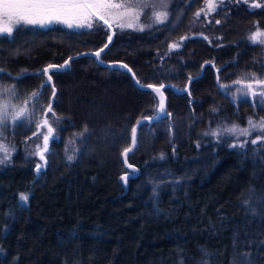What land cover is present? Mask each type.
<instances>
[{
	"label": "trees",
	"instance_id": "16d2710c",
	"mask_svg": "<svg viewBox=\"0 0 264 264\" xmlns=\"http://www.w3.org/2000/svg\"><path fill=\"white\" fill-rule=\"evenodd\" d=\"M200 1L184 9L166 41L188 29ZM216 14L222 25L251 21L264 25V8L250 11L243 3H230ZM55 43L69 55L95 47L73 34L41 31L13 52L24 54ZM161 45L120 43L106 48L104 55L122 51L144 58V50L153 56ZM8 55L0 50V56ZM73 61L89 70L104 68L90 55ZM242 61L238 69L264 76V49L247 48ZM238 72L232 70L230 78ZM249 117L256 121L264 117V106L241 99L234 109L225 98L211 96L198 119L189 124L181 117L173 120L177 141L173 157L161 124L155 125L151 138L139 132L127 156L138 173L126 186L119 178L131 171L120 155L128 141L127 116L103 124L76 145L79 152L69 149L67 154L75 155L70 163L65 147L50 150L47 167L39 175L34 167L37 157L29 155L19 138L0 137L12 150L11 162L0 166V264H178L180 259L198 264L201 248L211 253L206 258L209 264H230L234 232L241 231V240L244 230L249 239L264 238V219L246 214L242 204L250 188L255 196L264 194V151L254 150L250 143L243 149L229 147L254 139L256 133L239 140L227 135L217 140L203 133L232 123L246 127ZM160 181L165 183L154 195L153 187ZM20 191L30 193L26 206L18 204ZM253 207H258L255 199ZM178 249L183 257L177 255Z\"/></svg>",
	"mask_w": 264,
	"mask_h": 264
},
{
	"label": "rangeland",
	"instance_id": "374dc122",
	"mask_svg": "<svg viewBox=\"0 0 264 264\" xmlns=\"http://www.w3.org/2000/svg\"><path fill=\"white\" fill-rule=\"evenodd\" d=\"M252 2L253 0H249V4ZM259 2L264 4V0H259ZM191 3H188V0H183V2H181V0H171V5L168 9L170 12L169 21L161 25H154L151 28H146L142 32L132 29L121 31L113 24L111 28L112 39L107 47L112 48L120 43L134 47H140L144 44L154 45L162 43L161 46L153 50V56L147 55L149 54L148 50L143 51L144 58L138 56L136 58L134 54L116 51L115 54H113L114 57L112 56L113 58L106 57V59L123 61L132 69L141 82L155 84L169 83L177 88L180 87V89L187 88L188 91L191 92V96H189L188 91H176L173 88L163 89L166 111L171 113V116L166 119L152 122L150 126L151 130H149L148 125L137 128V136L140 132L146 134L148 138H151L155 133V125L161 124L168 133L170 145H173L174 148L177 145V141L176 136L172 132L173 120L176 117H181L186 121V124H189L193 120L198 119L208 98L213 95H219L227 100V96L223 95L218 89L216 84L218 83L217 76L220 82L230 79V72L235 69L239 71L237 77L241 78L245 73H253V70H246V72H244L242 68L238 69L239 66L237 65L243 62V55L247 48H254L257 51L259 48L264 49V46L253 45L247 40V37L257 30V21H251L236 26L222 25V23L216 24L215 20L217 19V14L213 13L207 18L202 14L199 20L192 22L194 13L204 6V0H201L199 5L193 9L188 29L181 35L169 37L166 41L167 35L178 24L184 9ZM232 3L240 4L242 2L237 3L236 0H233ZM245 6L249 7L248 4H245ZM149 22L150 21L145 17H141L139 21L140 24L145 25ZM258 27L260 30H264V25L258 23ZM43 29L59 34H73L81 39H85L90 45L95 47L104 42L108 33L107 28L102 27H93L92 29H69L62 24H53L48 28L27 26L14 31L11 37L0 36V48L6 49L9 51V55L15 56V52L12 50L18 47L22 40L28 39L33 33H37ZM96 31L97 33L100 32V35H97V37L94 35ZM181 36H188L190 38L179 41ZM204 37H207V39H204ZM175 42H179L180 47L169 52V45ZM40 51L42 52V56H48L49 60L46 61L47 63L50 62V64H53L56 62V65L64 63L63 57L61 58L62 52L59 43H55L51 50L45 48ZM40 60L41 58H37L33 60L30 65L23 66L13 65V62L11 64H0V69H4L11 74V76H0V84H14L16 86L17 98L13 99L12 103L22 105L21 101L33 90H38L46 79L45 76L39 75L38 73L30 76V72H27L39 69L40 64L38 63ZM206 61H210L211 63L205 64ZM46 62H44V64ZM202 65L204 66L203 70H201ZM103 67L105 69L109 68L107 66ZM77 68L80 69V67L73 64L60 71L53 72L50 70L49 74L52 75V80L49 82V85L43 89V94L39 101V103L46 108L51 99L52 108L55 113L58 116L67 118L61 121L60 127L53 124L59 139L55 141L50 139V150L66 147L72 134L80 131L85 124L88 126L89 134L82 141L93 136L103 124L111 123L122 118V116L128 117L129 133V125L134 123L138 118L154 115L152 108L157 101L151 96L142 94L134 85L131 88L129 82L125 80L119 81L118 79H111L103 82L102 80L100 81V79L93 81L83 76L72 77L75 73L79 74L77 73ZM114 70L116 69H112L108 75H115L113 73ZM63 71L72 75L65 78V87L62 89L55 79L57 78L56 75ZM20 72H27L33 80L29 81L28 78H23V81V79H19L14 75ZM105 72L106 70H102L101 75ZM121 75L129 80L126 74L123 73ZM189 75L197 77L190 85L187 79ZM52 85H54L56 89V97L54 99H52ZM240 87H243V85L232 84L230 88L226 90L231 96L233 104L236 106L241 99H252L253 101L252 96L245 97L241 94H237L236 98L233 99V93H236L237 88ZM59 88L62 89L60 92ZM0 99L3 98L0 97ZM29 107H31V105H29ZM48 118L51 121L50 113L48 114ZM40 119H42V115L38 108L36 116L37 122ZM29 128H31V130H29ZM34 131H36L35 125H16L10 126L4 132V136L19 138L24 149L28 153H31L35 150L36 145L39 144L42 146V137L38 136L30 140L28 139V137H32ZM44 131H46V129ZM82 141H77L74 146L70 145L69 149L71 150L72 147H76V145ZM174 148L172 147V151L170 150V155L172 157L174 156ZM38 162L40 161L37 157L34 163L36 164ZM20 193L26 192H18L17 198Z\"/></svg>",
	"mask_w": 264,
	"mask_h": 264
},
{
	"label": "snow or ice",
	"instance_id": "6c2138e0",
	"mask_svg": "<svg viewBox=\"0 0 264 264\" xmlns=\"http://www.w3.org/2000/svg\"><path fill=\"white\" fill-rule=\"evenodd\" d=\"M183 2V0H181ZM192 0H188L191 3ZM233 0H204V6L198 9L194 15L192 22H196L201 18V15L207 18L210 14L218 13L223 10L228 4L232 3ZM237 3H244L249 5V10L264 8V4L260 3L259 0H253L249 4V0H236ZM171 5V0H0V36L11 37L14 31L21 27H40L48 28L53 24H62L69 29H92L93 27L102 28H112L113 24L123 31L125 29H132L134 31H144L146 28H151L154 25H161L169 21V8ZM141 17H145L150 22L148 24H140L139 21ZM216 24H220V20H215ZM256 31L252 32L247 40L257 46H264V30H260L258 27V22L256 23ZM188 36H181L179 41L189 39ZM112 37L109 36L108 40L111 41ZM207 39V37H204ZM108 47L105 44L104 48L100 49L95 53H78L77 57L80 55H91L100 64H104V61L100 60V53ZM180 47L179 42H175L169 45V52L173 49H178ZM77 57L69 56L68 59L64 61L63 64L54 65L49 64L47 67L39 71V75L46 77L44 82L40 85L38 90H33L28 94L27 98L24 100L23 105H17L12 103V100L17 98V90L14 84H0V137H4V132L10 126L16 125H35L36 131L32 133L33 137H42V146L36 145L35 150L29 155L36 156L39 158L38 163L35 165V172L39 175L48 164L46 154L50 152L49 141H55L59 139L56 135V128L61 126V121L67 119L66 117L58 116L52 108V100H49L47 107L45 108L39 103L40 98L43 94V89L49 85L52 80V75L49 74L50 70L60 71L70 67V62ZM210 61H206L205 64H210ZM107 67L112 69L127 70L131 74V80L134 87L139 90L142 94L151 96L157 103L153 106L152 111L154 115L144 116L136 121V125L131 128V145L124 147L120 153L122 159V164L127 166V169H131L130 172L127 170L125 174L119 179L126 186L128 180L135 177L138 173L132 164L127 162V156L132 152L137 144V128L143 127L145 125L149 126L151 130V123L159 121L161 119H166L171 116V113L166 111L165 97L163 89L165 88H175L171 84H144L136 74L132 71L127 64L115 62L107 65ZM203 65L201 70H203ZM214 67V65H213ZM264 67V64H261ZM8 75L11 76L4 69H0V76ZM23 75V73H21ZM199 75V74H198ZM197 77L192 75L188 76L189 85ZM217 82L219 83V77L217 76ZM232 84L243 85V87L237 88L236 93H233V99L236 98L237 94L244 95L245 97L251 95L253 98V106L256 104L264 106V79L257 76L256 73H245L241 79L232 81ZM52 99L56 97L55 86L52 85ZM219 87L222 91L228 90L230 88L229 84L219 83ZM259 88V91L256 89ZM176 91H188V89H176ZM188 95L191 96V92L188 91ZM31 105V107H29ZM39 108L42 119L38 122L36 120L37 109ZM211 111L216 112V108H212ZM51 114V121L48 118V114ZM46 129V131H44ZM31 130V128H29ZM253 133H256L254 139H245L241 143L230 144L231 148H246L250 143L254 150L264 151V147L257 149V145L264 146V117H261L258 121L249 117L247 120V126L241 127L239 124L232 123L228 126L219 127L213 129L211 132H204L205 136L215 137L217 140L221 136L227 135L239 140L241 137H250ZM89 134L88 126L85 124L83 128L74 132L65 147L66 160L70 163L75 159V153L79 152V148L72 147V152L74 154H67L69 146H74L77 141H82ZM6 139V137H4ZM196 147H200V143H196ZM175 154V150L173 151ZM12 150L5 143L0 142V166H6L11 162ZM161 160L164 159V154L161 153ZM176 180L175 183H179ZM165 183L160 181L153 187V194L157 195V187ZM250 196L242 200L243 206L247 209L248 215L252 218L261 216L264 219V212L258 210L259 208L264 209V194L255 196V189H249ZM30 193H20L18 197V204L20 206H26L29 199ZM258 207H253V202ZM223 219V217H221ZM247 230L243 231V236L245 239L241 240V231L237 230L233 233V243L232 251L233 255L230 259V264H264V238L259 240L249 239ZM259 235V234H258ZM201 259L198 264H209L206 259L211 255L206 249L201 248ZM177 255L180 257L184 256L182 250H177ZM178 264H184V259L178 260Z\"/></svg>",
	"mask_w": 264,
	"mask_h": 264
},
{
	"label": "flooded vegetation",
	"instance_id": "af4514ba",
	"mask_svg": "<svg viewBox=\"0 0 264 264\" xmlns=\"http://www.w3.org/2000/svg\"><path fill=\"white\" fill-rule=\"evenodd\" d=\"M41 31H47V30H45V29H43V30H41ZM41 31H39V32H41ZM107 31H108V28H107ZM39 32H37V33H39ZM48 32H51V31H48ZM37 33H33L32 35H30L29 37H28V39H25L24 41L22 40V42L19 44V46H21L25 41H27V40H29L32 36H34L35 34H37ZM51 33H54V32H51ZM100 32H98L97 33V31H96V34H94L96 37H97V35H100L99 34ZM57 34H59V33H57ZM107 35H108V33H107ZM107 37V36H106ZM83 40H85V39H83ZM86 41V40H85ZM86 42H88V41H86ZM89 43V42H88ZM90 44V43H89ZM18 46V47H19ZM98 46V45H97ZM18 47H16V48H18ZM54 47V46H53ZM53 47H51V48H47V50H51V49H53ZM15 48V49H16ZM60 48H61V58L63 59V62H64V60L65 59H67V57H68V55L69 54H65L64 52H63V50H62V46L60 45ZM43 49V48H42ZM0 50L1 51H3V52H9V51H7L6 49H3V48H0ZM41 50V49H40ZM37 51V49H34V48H32V49H29L28 51H27V53H24V54H21V53H15V56H11V55H8V56H0V64L1 65H3V64H11L12 62V64L14 65H30V63H32L33 62V60H35V59H37V58H41V60L39 61V63L38 64H40V68L39 69H36V70H33V71H27V72H30L29 73V75L30 76H32L33 74H37V73H39V71L40 70H42L43 69V67L45 66V65H49L50 64V62H46L47 60H49V58H48V56H42V52L41 51ZM105 50V49H104ZM13 51V50H12ZM113 54H115V52L114 53H112V54H109V55H104V51L103 52H101L100 53V57L101 58H103V59H106V57H109V58H113L114 57V55ZM91 56V55H90ZM113 56V57H112ZM93 57V56H92ZM134 57V56H133ZM44 62H46L45 64H44ZM35 63V62H34ZM56 63V62H55ZM55 63H53V64H55ZM77 65L78 67H82V66H80L77 62H75V61H71L70 62V65ZM78 69V68H77ZM25 73V72H20V73H16V74H14L16 77H18L19 79H23V78H28L29 79V81H32L33 79H31V77L28 75V73ZM21 73H23V75H21ZM28 75V76H27ZM43 76V75H42ZM58 76V74L56 75V77ZM22 81V80H21ZM23 81H24V79H23Z\"/></svg>",
	"mask_w": 264,
	"mask_h": 264
},
{
	"label": "water",
	"instance_id": "95a60500",
	"mask_svg": "<svg viewBox=\"0 0 264 264\" xmlns=\"http://www.w3.org/2000/svg\"><path fill=\"white\" fill-rule=\"evenodd\" d=\"M109 36H111L112 37V29L110 28V29H108V35H107V37H106V39L104 40V42L102 43V44H100V45H98V46H96L95 48H92V49H86V50H83V51H80V52H78V53H95V52H97V51H99L100 49H102V48H104V46H105V44H109V40H108V37ZM78 53H75V54H70V55H68V57L69 56H76ZM68 57H67V59H68ZM94 58V57H93ZM66 60V59H65ZM64 60V61H65ZM94 60L97 62V63H99L95 58H94ZM100 60H102V61H104V64H101V65H104V66H107V65H109V64H112V63H115V62H120V63H124L123 61H120V60H110V59H103V58H101L100 57ZM100 64V63H99ZM124 64H126V63H124ZM54 65H56V64H54ZM45 67H47V65H45L43 68H45ZM130 68V67H129ZM126 72H127V70H126ZM128 73V72H127ZM128 75L130 76V78H131V74L130 73H128ZM261 79H264V76L263 77H260ZM237 79H241V77H234V78H230V79H227V80H224V81H220L219 83H223V84H229V85H232V81H235V80H237ZM142 83H144V84H148L149 82H142ZM219 83H216L217 84V86H218V89L223 93V95H226L227 96V100H228V102L230 103V104H232L233 106H234V109L236 108V105H234L233 104V102H232V99H231V96L227 93V91L225 92V91H222L221 89H220V87H219ZM153 84H155V83H153ZM157 84H160V83H157ZM163 84H166V85H168L169 83H163ZM174 90H176V89H180V87L179 88H177V87H175V88H173ZM257 91H259V89H256ZM163 91V90H162ZM250 97H251V95H249ZM27 98V97H26ZM25 98V99H26ZM25 99H23L22 101H21V103H22V105H23V102H24V100ZM149 116H152V115H149ZM144 117V116H143ZM142 117H140V118H138V119H141ZM137 119V120H138ZM136 120V121H137ZM136 121L134 122V123H132L131 125H129V133H128V144L125 146V147H128L129 145H131V128L134 126V125H136ZM170 135V134H169ZM168 142L170 143V139L168 138ZM172 147L174 148V146L172 145L171 146V151H172ZM122 159H123V157H121ZM127 162L129 163V164H132L135 168H136V166L133 164V163H130L129 161H128V159H127ZM36 165V164H35ZM35 165H34V167H35ZM125 167H127L126 165H125ZM128 172H129V170H127ZM125 174V171L121 174V176L122 175H124Z\"/></svg>",
	"mask_w": 264,
	"mask_h": 264
},
{
	"label": "crops",
	"instance_id": "0c3cea01",
	"mask_svg": "<svg viewBox=\"0 0 264 264\" xmlns=\"http://www.w3.org/2000/svg\"><path fill=\"white\" fill-rule=\"evenodd\" d=\"M102 70H104V71L106 70L107 73L105 72L103 75H101L102 74L101 73ZM111 70H112V68H106V69L103 68L100 71H94V70H89L87 68L80 67V69H78V71H77V73H79V74H76L75 73V74L72 75V74H69V73H65L63 71L64 73L62 72V73L58 74V76H57V78L55 80H56V82L58 83V85L62 89L65 87V85H64L65 78L68 77V76H70V75H72V77H80V76H83V77H85L87 79H92L93 81H95L96 79H100V81L102 80L103 82L109 81L111 79H118L119 81L125 80V81L129 82V84H130V86L132 88L133 83H132V80H131L130 76L126 72V70L116 69V70L113 71V73L115 75H108ZM123 73L128 76L129 80L128 79H125V77L121 75ZM75 75H78V76H75ZM62 89L59 88V92ZM129 91H130V89H129ZM129 111H130V109H129Z\"/></svg>",
	"mask_w": 264,
	"mask_h": 264
}]
</instances>
